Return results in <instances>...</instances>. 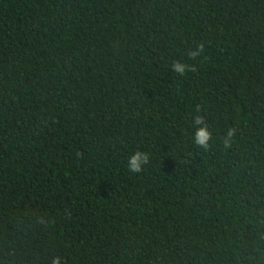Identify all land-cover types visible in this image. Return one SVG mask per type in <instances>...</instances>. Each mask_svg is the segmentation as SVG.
I'll return each instance as SVG.
<instances>
[{
    "label": "trees",
    "instance_id": "obj_1",
    "mask_svg": "<svg viewBox=\"0 0 264 264\" xmlns=\"http://www.w3.org/2000/svg\"><path fill=\"white\" fill-rule=\"evenodd\" d=\"M57 256L264 264V0H0V264Z\"/></svg>",
    "mask_w": 264,
    "mask_h": 264
},
{
    "label": "clouds",
    "instance_id": "obj_2",
    "mask_svg": "<svg viewBox=\"0 0 264 264\" xmlns=\"http://www.w3.org/2000/svg\"><path fill=\"white\" fill-rule=\"evenodd\" d=\"M203 46L201 45V48ZM190 57L195 58L198 53L196 51H191L188 54ZM173 71L179 73L180 75H184L186 71H194V67H189L187 64L180 63L178 61H174L172 64ZM203 118L197 117L195 120L196 125L203 124ZM228 137L232 136L231 130L228 132ZM211 139V132L208 130V127L205 125L203 127H198L195 133V142L204 148H207L208 141ZM227 144V141H225ZM149 162V156L146 152L136 151L134 155H132L128 159V168L131 172L140 173L142 171L143 165H146ZM61 257L57 256L52 264H60Z\"/></svg>",
    "mask_w": 264,
    "mask_h": 264
}]
</instances>
